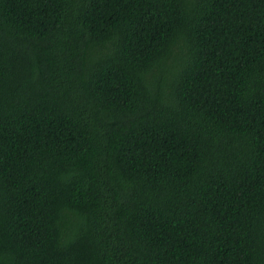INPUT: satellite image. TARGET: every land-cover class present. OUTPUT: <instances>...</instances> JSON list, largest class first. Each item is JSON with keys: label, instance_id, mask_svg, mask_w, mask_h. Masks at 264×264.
Masks as SVG:
<instances>
[{"label": "trees", "instance_id": "obj_1", "mask_svg": "<svg viewBox=\"0 0 264 264\" xmlns=\"http://www.w3.org/2000/svg\"><path fill=\"white\" fill-rule=\"evenodd\" d=\"M0 264H264V0H0Z\"/></svg>", "mask_w": 264, "mask_h": 264}]
</instances>
